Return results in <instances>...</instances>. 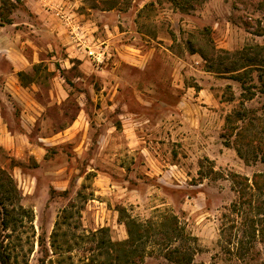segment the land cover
<instances>
[{"label": "rangeland", "instance_id": "374dc122", "mask_svg": "<svg viewBox=\"0 0 264 264\" xmlns=\"http://www.w3.org/2000/svg\"><path fill=\"white\" fill-rule=\"evenodd\" d=\"M10 1L0 26L10 264H109L108 243L127 238L121 208L143 224L174 216L184 238L170 248L192 264H249L234 257L230 176L264 174V0ZM237 111L243 120L227 122ZM157 243L137 264H171ZM254 246L251 264H264V242Z\"/></svg>", "mask_w": 264, "mask_h": 264}, {"label": "trees", "instance_id": "16d2710c", "mask_svg": "<svg viewBox=\"0 0 264 264\" xmlns=\"http://www.w3.org/2000/svg\"><path fill=\"white\" fill-rule=\"evenodd\" d=\"M175 6L182 8L187 0H169ZM15 9V5L10 0H0V26L11 24L10 15ZM259 94L264 100V83L258 88ZM242 108V105H241ZM238 111L233 117H227V122L233 118L243 120L239 117ZM239 131L233 127L228 132L232 136L233 132ZM239 134V133H238ZM238 154L242 155L241 150L237 149ZM264 163V154L260 157ZM231 182L235 191V200L230 205V210L236 217L241 219L237 225V231L241 232L240 237H236V247L234 257L236 261L257 262L259 253L255 250L256 241L264 242V174L256 173L252 175L251 180L245 176L231 174ZM6 191L0 184V204H3ZM254 212V214H252ZM119 222L125 226L127 238L121 242L108 243L109 264H137L142 262L145 257L147 243L152 238H161L163 243L162 257L171 264H192V258L189 254L179 247H172L173 242L183 239L182 229L178 227L174 216L164 215L162 222H152V224H143L126 215L124 209L119 210ZM6 224V223H5ZM232 225V224H231ZM234 226H231V229ZM9 256L4 253V246L0 242V264H10Z\"/></svg>", "mask_w": 264, "mask_h": 264}, {"label": "built area", "instance_id": "2783aa9c", "mask_svg": "<svg viewBox=\"0 0 264 264\" xmlns=\"http://www.w3.org/2000/svg\"><path fill=\"white\" fill-rule=\"evenodd\" d=\"M57 15H59V13H57ZM72 27H73V26H72ZM76 31H77V29H75V28H72V32H75V33H77Z\"/></svg>", "mask_w": 264, "mask_h": 264}]
</instances>
